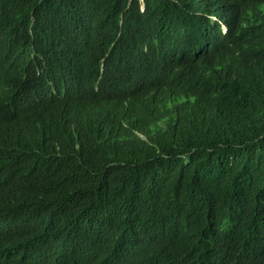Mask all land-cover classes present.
I'll list each match as a JSON object with an SVG mask.
<instances>
[{
    "label": "trees",
    "instance_id": "16d2710c",
    "mask_svg": "<svg viewBox=\"0 0 264 264\" xmlns=\"http://www.w3.org/2000/svg\"><path fill=\"white\" fill-rule=\"evenodd\" d=\"M144 2L141 12L139 0H0V230L19 237L0 241V264L2 246L29 235L62 244L58 229L87 209L125 216L147 241L145 264H264V0L250 2V23L234 18L229 43L137 94L35 97L44 62L57 67L51 86L66 79L62 16L93 13L114 36L123 15L161 46L185 39L190 55L218 0ZM20 92L29 109L10 115L5 102Z\"/></svg>",
    "mask_w": 264,
    "mask_h": 264
},
{
    "label": "clouds",
    "instance_id": "9594fccd",
    "mask_svg": "<svg viewBox=\"0 0 264 264\" xmlns=\"http://www.w3.org/2000/svg\"><path fill=\"white\" fill-rule=\"evenodd\" d=\"M139 1L140 10L144 12L145 2ZM251 1L218 0L214 6L216 12L208 14L211 24L205 27L207 31L202 35L206 40L190 55L185 39L177 40L168 47L166 43L161 46V42H156L154 37L150 39L149 35H145L143 24L134 19H128L127 25L122 26L125 18L123 15L114 36H106L103 33L94 21L93 13L82 11L75 21L62 16L65 19L64 22L60 20L63 25L62 43L69 55L70 67L66 79L59 86L50 85L53 81L58 84L57 67L53 61L44 62L38 67L37 77L40 81L35 83L36 87L33 88L35 97L51 102L58 98H71L68 95L70 93L86 98L137 94L158 83L173 63L176 62L178 66L196 57L202 47L212 50L220 44L229 43L236 30L234 18L238 20L241 17L245 22H251L247 15ZM126 40L127 47H124L122 43ZM245 52L239 50L241 54ZM239 53L235 51L236 55ZM91 54L95 57H90ZM105 79L109 82L105 83ZM185 99L188 100L189 96L186 95ZM5 107L10 115H20L29 109V103L20 92L9 98ZM262 197L264 199V194ZM99 213L95 209H87L79 213L71 224L59 228L62 244L54 246L43 235H29L30 240L26 245L2 246L8 249V257L1 249V259L6 264H63L76 257L83 262L80 264H89V254L94 252L93 258L99 264H145V237L128 229L129 224L125 216ZM219 220L224 222L223 219ZM183 229H186V225ZM187 235L194 236L191 231ZM13 238L19 237L4 228L3 231L0 230V241ZM195 243L203 258V254L207 252V243L202 238L200 242ZM258 251L264 258V240L262 245L258 246ZM197 262L201 260L197 259ZM237 262L234 257L229 259V264Z\"/></svg>",
    "mask_w": 264,
    "mask_h": 264
}]
</instances>
